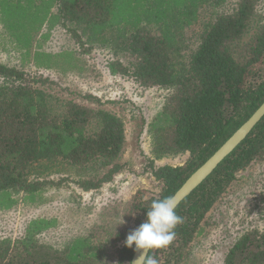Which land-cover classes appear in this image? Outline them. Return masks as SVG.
<instances>
[{
	"label": "trees",
	"instance_id": "1",
	"mask_svg": "<svg viewBox=\"0 0 264 264\" xmlns=\"http://www.w3.org/2000/svg\"><path fill=\"white\" fill-rule=\"evenodd\" d=\"M224 1L0 0L4 39L23 60L30 58L32 34L57 22L63 30L77 27L86 38L81 43L86 51L95 43L109 46L115 58L109 62L113 74L168 90L148 125L149 167L162 188L157 197L130 203L137 227L153 200L172 196L264 101V0H236L231 10L205 22L194 47L183 41V31L198 20L206 4L221 6ZM253 23L256 28L249 35ZM74 60L71 51H35L33 56L35 66L43 68L63 62L68 70ZM24 76L21 69L0 63V213L37 202L48 186L60 187L62 181L84 192L97 191L122 169L118 159L124 129L119 117L57 97L60 106L55 109L53 97L36 85L47 78L27 74L26 81ZM184 154L183 165H152L154 160ZM251 166H258L264 178V116L177 205L175 211L184 222L175 228V239L165 248L149 250V256L158 264H195L192 244L202 232L203 220L237 175ZM56 174L57 179L50 177ZM256 192L250 193L255 203L249 209L264 220V191ZM56 223V218L36 217L15 236L13 231L0 235V264H100L89 237L75 238L62 250L44 244L43 233ZM131 230L115 233L119 258L128 264L135 247L125 246ZM223 264H264V227L242 233L227 249Z\"/></svg>",
	"mask_w": 264,
	"mask_h": 264
},
{
	"label": "rangeland",
	"instance_id": "2",
	"mask_svg": "<svg viewBox=\"0 0 264 264\" xmlns=\"http://www.w3.org/2000/svg\"><path fill=\"white\" fill-rule=\"evenodd\" d=\"M235 1L225 0L221 6L206 4L199 11L198 20L183 31V41L187 46L194 47L200 38L198 31L205 22L213 20L221 11L231 10ZM55 23L46 31L32 34L30 58L25 60L4 39L6 33L0 26V63L24 71L26 81L27 74L36 79L47 78L45 84L37 82L36 85L53 97L50 101L55 109L60 106L55 101L54 97H57L71 99L88 107L103 108L119 117L124 129V143L118 159L122 169L111 182L97 191L84 192L69 181H62L64 184L60 187L48 186V190L37 202L20 204L0 213V235L12 231L13 236L17 235L27 221L36 217L56 218V225L41 237L44 244L62 250L75 238L89 237L96 246L93 252L98 253L99 258L95 257V260L99 259L100 264H128L126 259L121 261L119 258L115 233L121 229L137 227V218L129 211L130 203L136 198L148 200L157 197L161 191L162 183L152 176L149 167L152 158L148 125L161 110L168 90L156 86L145 87L113 74L109 62L115 58L109 46L100 44L101 47L95 43L90 50L89 43H86L83 45L89 48L86 51L81 45L86 42V38L77 27L63 30ZM153 28L149 29L154 31ZM255 28L256 25L251 24L248 34L251 35ZM35 51H71L75 66L65 70L69 65L62 62L57 67H36L33 61ZM116 56L122 61L126 59L120 54ZM186 158L187 154L157 159L152 165L180 166ZM68 173L73 176L70 172L59 174L62 176ZM50 177L57 179L58 174ZM255 190L264 191V178L258 166H251L237 175L229 192L203 220L202 232L192 244L191 254L195 264H223L227 249L242 233L252 227H264V220L255 217L249 209L255 203L250 194Z\"/></svg>",
	"mask_w": 264,
	"mask_h": 264
},
{
	"label": "clouds",
	"instance_id": "3",
	"mask_svg": "<svg viewBox=\"0 0 264 264\" xmlns=\"http://www.w3.org/2000/svg\"><path fill=\"white\" fill-rule=\"evenodd\" d=\"M177 203L174 196L153 200L145 220L127 234L125 246L135 245L133 251L138 253L132 264H158L149 250L165 248L175 239V228L184 222L175 211Z\"/></svg>",
	"mask_w": 264,
	"mask_h": 264
},
{
	"label": "water",
	"instance_id": "4",
	"mask_svg": "<svg viewBox=\"0 0 264 264\" xmlns=\"http://www.w3.org/2000/svg\"><path fill=\"white\" fill-rule=\"evenodd\" d=\"M264 116V101L198 168H196L172 195L178 202L187 197L213 170L227 157L251 132L254 126ZM137 252L134 251L130 263L135 260Z\"/></svg>",
	"mask_w": 264,
	"mask_h": 264
}]
</instances>
